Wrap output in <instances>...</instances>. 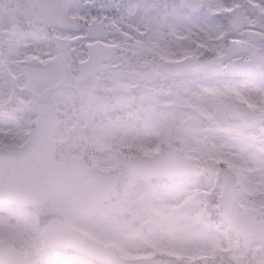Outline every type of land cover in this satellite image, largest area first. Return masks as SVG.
<instances>
[{
	"label": "rangeland",
	"instance_id": "374dc122",
	"mask_svg": "<svg viewBox=\"0 0 264 264\" xmlns=\"http://www.w3.org/2000/svg\"><path fill=\"white\" fill-rule=\"evenodd\" d=\"M217 2L220 7L216 11L226 12L230 8L224 6L230 0ZM247 2L256 4V0ZM3 3L5 7V0ZM246 23L252 25L254 22ZM2 29L0 27V34ZM0 58V67L8 68L9 65L10 69L7 71L11 75L15 74L14 68L25 70L23 66L26 64L21 63V58L26 56ZM178 58L169 55L162 60ZM156 59L159 61L160 57L157 56ZM4 71L0 70V144L10 146L19 141L17 137H11L7 133L17 127L12 121H22L26 127V122L31 123L34 120V95L38 92L29 87L27 82L21 83L26 84L27 90L9 88V80L1 78V73L5 75ZM138 73V80L144 85V90L134 89L132 94L115 100L111 99L112 93L108 89L94 85H83L75 91L70 90L62 98L56 91L49 93V101L58 108L62 118L54 137L62 145L59 155L63 158L79 155L99 166L119 168L122 155L118 149L107 147L111 141L119 144L135 142L138 144L137 149L145 153L160 150V147H172L196 163L204 173V184L195 187L183 182L172 185L141 183L125 177L121 194L117 193L113 201L100 207L95 218L81 216L68 198L61 196L51 197L44 208L32 212L31 218L18 210L0 208V239L12 244L16 242L28 252L23 264H36L41 259H48L52 264H85L75 258L58 262L55 260L59 257L57 251L44 249L41 225L37 220L41 217L43 222L48 215H56L65 223L86 230L98 241L111 243L123 259L136 264H186L181 259L183 256L194 258L197 254L209 251L214 242L221 249L228 247L226 261L233 264L235 259L238 264L240 255L235 234L234 238L225 234L226 231L220 228L223 221L217 216L214 219L216 230L213 222L208 224L210 220L195 205V198L192 197L195 195L194 191L203 188V197L208 208L214 213L218 211L217 197L221 184L220 181L215 183L218 166L213 159L215 155V159L229 160L228 164L236 175L237 204L254 222L250 248L251 264H264V195L260 194H264V184H259L260 180L264 181V147L258 143L257 134L260 135V128L253 120L236 116L240 121L233 122L229 119L231 114L222 115V103L211 90L207 99L176 93L164 86L160 80L152 83L150 66L143 70L138 69ZM124 87L129 90L132 85L127 80ZM239 95L244 103L242 108L247 112H264V104L259 105L248 96L241 93ZM75 98L77 103L73 101ZM209 98L212 102H207ZM232 103L238 105L236 101ZM81 112L88 114L86 120L78 118ZM96 114L100 119L98 121L94 119ZM109 114L114 115L111 120L103 119V116ZM4 116L9 123L4 121ZM187 116H197L199 120L187 131L178 133V127ZM243 122H249L248 126L255 130L249 132L251 139L240 133ZM211 127H217L219 134L210 131ZM218 135L226 139L219 138ZM118 136L120 138L116 140ZM184 201H188L186 208L171 210V206ZM36 213L40 215L38 219ZM137 231L141 232L140 238H134ZM143 254L149 255L144 258L141 256ZM187 264L200 263L187 261Z\"/></svg>",
	"mask_w": 264,
	"mask_h": 264
},
{
	"label": "snow or ice",
	"instance_id": "6c2138e0",
	"mask_svg": "<svg viewBox=\"0 0 264 264\" xmlns=\"http://www.w3.org/2000/svg\"><path fill=\"white\" fill-rule=\"evenodd\" d=\"M232 4L234 11L220 12L217 0H10L0 14V27L10 30L0 34V56L30 57L23 72L13 69L19 73L16 83L27 82L36 92L53 89L61 98L83 85L103 86L114 100L130 95L124 87L127 74L150 66L152 83L160 80L176 93L204 99L211 90L222 103V115L253 120L264 130V112L249 113L232 103L241 93L264 104V0L255 5L230 0L224 6ZM246 21L254 22L253 31ZM169 55L183 60L170 65L156 59ZM78 118L86 120L88 114ZM52 124L53 115L43 113L22 136L20 151H0V197L7 199L31 178L30 163ZM258 143L264 147V131ZM229 199L224 186L222 210Z\"/></svg>",
	"mask_w": 264,
	"mask_h": 264
},
{
	"label": "water",
	"instance_id": "95a60500",
	"mask_svg": "<svg viewBox=\"0 0 264 264\" xmlns=\"http://www.w3.org/2000/svg\"><path fill=\"white\" fill-rule=\"evenodd\" d=\"M38 112L39 118L43 113H51L53 115V124L50 128L47 139L44 141L40 149L39 155L30 163L33 175L23 183L22 187L9 195L7 199L0 197V202H13L35 206L39 203H44L47 196L50 194H60L69 196L81 213L94 214L97 203L106 199L107 195L115 185L113 175L98 172L94 168L87 167L81 158L72 157L64 161L54 160L53 153L55 143L52 140V133L58 125V120L55 116L54 109L50 108L48 105H42L39 107ZM2 151L8 153L18 152ZM158 157L164 158L165 161H161ZM147 161L149 162L146 163ZM146 162H142L140 168H143L147 164V166L153 168V173L143 174L141 171L135 170L133 173L131 172V175L136 178H149L154 174L176 175L178 173H184V171H177L178 173L170 172L167 167L163 169V166H171L172 164L184 166L187 169L189 168V170L194 168L189 160L178 156L174 150H170L159 156L154 155L152 158H148ZM162 170L167 172H162ZM223 171L227 174V176L223 175V177L225 186H227L230 193V199L225 203V208L222 210L221 216L227 221L229 228L238 231L242 235L245 247L248 248L252 223L236 206L234 202L232 177L228 170L224 169ZM107 181L111 182L108 187L101 188L102 186H94L95 183H103ZM93 187L95 188L93 189ZM99 193L103 196L99 197ZM45 236L46 244L48 246L56 245L60 242H62L64 246L72 245L66 243V239L72 237H81L88 241L86 237L80 235V233L68 227L59 219L53 217L45 226ZM89 242L95 247L106 249L105 247L99 246L94 241ZM75 248L83 250L82 245ZM90 254L97 257V251H91ZM25 256V252L21 249L0 241V259L7 260L8 264H21V260L24 259ZM109 264H120V262L117 260L109 261Z\"/></svg>",
	"mask_w": 264,
	"mask_h": 264
}]
</instances>
